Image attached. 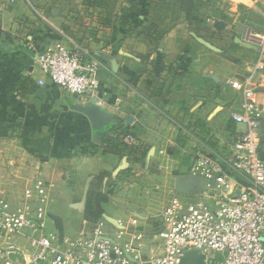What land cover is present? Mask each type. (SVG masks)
I'll list each match as a JSON object with an SVG mask.
<instances>
[{"label": "crops", "instance_id": "0c3cea01", "mask_svg": "<svg viewBox=\"0 0 264 264\" xmlns=\"http://www.w3.org/2000/svg\"><path fill=\"white\" fill-rule=\"evenodd\" d=\"M235 1L220 3V12L232 15L241 5L264 16V0ZM178 2L168 0L174 20L158 42H148L143 14L154 19L158 11L144 0H135L140 21L132 25L133 37L121 20L129 12L112 11L107 0H0V197L20 206L43 180L45 231L59 239L58 226L68 240L101 222L106 238L130 243L140 261L159 254L163 209L173 201L185 207L201 200L200 191L189 195L193 200L177 192L180 178L192 175L195 151L226 158L246 131L230 118L242 98L227 81L250 76L264 106V65L255 68L258 50L244 41L247 31L264 25L232 31L225 19L195 21ZM216 21L224 27L216 28ZM57 43L99 63L100 105L82 104L40 75L28 45ZM77 105L95 110L96 129ZM259 153L264 161V114ZM64 202L67 210L60 211ZM31 235L24 228L0 241V264L5 255L8 264H28ZM10 252L20 259L11 260Z\"/></svg>", "mask_w": 264, "mask_h": 264}, {"label": "built area", "instance_id": "2783aa9c", "mask_svg": "<svg viewBox=\"0 0 264 264\" xmlns=\"http://www.w3.org/2000/svg\"><path fill=\"white\" fill-rule=\"evenodd\" d=\"M244 41L258 50L255 68L264 65V27L247 31ZM33 51V64L82 104H101L99 63L86 52H76L57 43ZM227 83L241 93V105L230 118L246 127L233 143L228 157L195 152L189 172L200 178L201 200L185 207L173 201L160 214L157 236L161 252L140 261L130 243L106 238L101 222L82 229L68 240L46 232L44 224L48 186L38 179L34 190L20 206L0 197V241L10 240L22 229H30L33 252L28 264H179L188 251L204 254L205 264H264V161L259 153L260 126L264 106L257 103L251 77ZM43 84V79L38 80ZM134 143L130 133H116ZM132 258V259H131ZM8 264L7 255L4 256Z\"/></svg>", "mask_w": 264, "mask_h": 264}, {"label": "rangeland", "instance_id": "374dc122", "mask_svg": "<svg viewBox=\"0 0 264 264\" xmlns=\"http://www.w3.org/2000/svg\"><path fill=\"white\" fill-rule=\"evenodd\" d=\"M178 1H179L178 2L179 7L183 8L185 11H188L192 15V17L195 18V21H203V20H206L207 18L225 19L228 23H230L232 27L231 30L232 31L235 30L237 32H240L241 28H243L244 26H251L253 24L254 26L259 27V26L264 25L263 24L264 16H263L261 9H256L250 6L247 8H243L240 5L238 10H236L234 14L229 15V14H225V12L224 13L220 12V8H219L220 3H225L227 5L228 0H178ZM239 1L240 0H236L235 2H239ZM107 2L110 3L112 11H116L119 8L122 9L123 7H125V10L129 12L124 16L121 14V20L124 21L126 25L125 27L127 30L124 32H126L127 35L129 34L130 36L133 37L135 32L134 30H132V25L134 24V22L137 21L136 23L138 24L140 21L134 13L135 6H136L135 0H107ZM167 2L168 0H144V6H147L146 4L148 3V6H150V8H151V5H150L151 3L155 4V7L157 4L156 10L158 11V13L154 16V19H152L153 16L148 11H144V14H143V24H144V27L146 28L145 29L146 35L144 34V39L147 40L148 42H158L161 36L163 35V33L166 31V29L170 26V24L174 20L172 18V15L168 14L169 11L171 10V6ZM185 15L186 13L184 14V16ZM110 16L112 17L113 15H110ZM116 16L118 17V15ZM136 18L137 20H135ZM157 23L160 24L159 27H157L158 26ZM150 34H153L154 36H151ZM215 122L216 124H219L218 119ZM206 142L208 144L209 142H211L210 146L213 145V142L210 141V139H208ZM224 143L226 144L225 141ZM10 192L11 191H9L8 193ZM180 197L186 200L195 199L194 196L183 195V194H180ZM65 205L66 204L64 202V205L60 207V211L67 210ZM48 225H51V222L48 223Z\"/></svg>", "mask_w": 264, "mask_h": 264}, {"label": "water", "instance_id": "95a60500", "mask_svg": "<svg viewBox=\"0 0 264 264\" xmlns=\"http://www.w3.org/2000/svg\"><path fill=\"white\" fill-rule=\"evenodd\" d=\"M214 26L218 29H222L224 27V23L222 21H216L214 23ZM252 46V45H251ZM254 47V46H252ZM257 49L256 47H254ZM75 109L82 112L84 115L87 116V118L90 121L91 127L93 129H96L99 125V119L98 115L93 109L86 108L84 106H75ZM180 182L177 185V192L182 193V194H187V195H196L200 191V178L194 175H188L185 177L180 178ZM55 222L57 224L59 223L57 219H55ZM59 228V237L60 239L62 238V232ZM8 257L11 260H16L20 259V256L16 252H10ZM204 254L199 253L197 251H188L186 252L183 257L180 260L179 264H205L204 262ZM132 259V258H131Z\"/></svg>", "mask_w": 264, "mask_h": 264}, {"label": "trees", "instance_id": "16d2710c", "mask_svg": "<svg viewBox=\"0 0 264 264\" xmlns=\"http://www.w3.org/2000/svg\"><path fill=\"white\" fill-rule=\"evenodd\" d=\"M118 132V131H117Z\"/></svg>", "mask_w": 264, "mask_h": 264}]
</instances>
